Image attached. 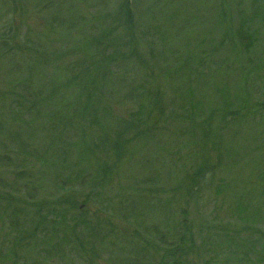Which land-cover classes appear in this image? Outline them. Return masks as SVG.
Here are the masks:
<instances>
[{
	"label": "rangeland",
	"instance_id": "obj_1",
	"mask_svg": "<svg viewBox=\"0 0 264 264\" xmlns=\"http://www.w3.org/2000/svg\"><path fill=\"white\" fill-rule=\"evenodd\" d=\"M4 1L0 31L16 26L18 39L34 44L38 54L44 36H51L46 58L52 66L37 73L52 79L68 103L65 68L79 57L87 33L94 34L90 21L116 12L120 0H56L43 13L42 0H13V6ZM131 5L136 53L121 49L113 57L106 76H113V84H98L104 92L97 121L85 120L96 115L87 111L71 120L78 128L66 129L47 122L43 112L30 127L32 116L24 110L0 112V264H126L135 256V262L171 264L182 235L193 243L181 258L185 264H264V249L239 262L231 259L242 258L239 240L222 239L229 226L232 236L240 234L242 224L234 217H252L246 222L259 225L264 245V0H131ZM241 32L248 50L238 40ZM8 54L0 48V88H14L18 100L33 95L41 101L42 84L21 88L23 78L14 71L20 65ZM130 71L146 77L139 86L119 81ZM134 88L140 100L131 107L142 108L144 123L127 130L113 119L126 117ZM15 100L6 98L10 106ZM121 131L124 138L144 134L119 157L111 146ZM51 135L63 149L46 150ZM75 159L87 168L84 186L73 182ZM31 196H36L32 212L26 203ZM238 207L246 213L238 214Z\"/></svg>",
	"mask_w": 264,
	"mask_h": 264
},
{
	"label": "trees",
	"instance_id": "obj_2",
	"mask_svg": "<svg viewBox=\"0 0 264 264\" xmlns=\"http://www.w3.org/2000/svg\"><path fill=\"white\" fill-rule=\"evenodd\" d=\"M42 1L43 3L46 2L45 6L42 5L41 9L39 10L42 13L45 9L52 8L54 3H56V0H49V2H47V0H42ZM74 1L75 3H78L84 0H74ZM14 3L15 2L13 0L4 1V4L8 6H13ZM37 7H40V5H37ZM20 8L22 9V7ZM116 9H117L116 12L106 11L104 17L98 15L97 17L93 18L90 21L91 30H94V34L89 36L87 33L86 38H84V41L81 43V46L77 50L79 53V57H76V60L71 62L65 68L63 75L65 74L67 76V79L64 82H66L65 84H67L69 88L68 92L66 93V96L67 99H71L68 103L61 98L64 97L65 94H63L61 90L56 89L55 82L52 79L50 80L45 79L46 70L48 68H51L52 66L51 59L47 60L46 58L47 51L52 49L51 36L49 37V39L47 35L44 36V40L41 43L42 44L41 52H39L38 54L36 53V51L38 50L34 49V44H30L28 42L26 43L21 42L20 39H18L19 29L16 26H12V24H10L8 30L2 29V31H0V48L2 47L6 48L7 53H9L8 55L13 60L16 61V64L18 63L20 65V68L14 71L15 72L19 71L18 77L23 78V81L22 82L18 81L17 84H20L21 88H23V86L34 84V82H37L38 84H42L43 87L42 92L44 94V97L41 101L37 103L35 102L33 95L28 96V98H24L23 96L20 95V98H22V100H18V97L13 94L14 88H8L7 85H4L2 88H0V112L5 113L6 108H8L9 113L12 114L13 107L15 110H17L14 114L20 111V109L24 110V112H26L27 114H31L32 116L31 118L33 119V122H31L30 127H33L35 125V122H37L34 120L39 119L37 115L43 112L47 113V117H48L47 122L51 123L52 125L58 124L60 127L66 129L78 128V126L74 123V121L71 120H74L76 117H79V115H81L82 117L83 115H85L87 111H93L92 113H96V115L92 114L93 120L89 118L85 119V117L84 119L87 121H97L98 120L97 111L99 106L98 100L103 98V92H104V91L102 92V88L98 84H100L101 81H103L105 84H113L112 82L114 80L113 76L108 77V79H106V76H108L109 70L111 69V64L115 62V59L113 57H115L121 49H127L131 56L136 53V49L131 47V40H130L131 37L130 27L132 29L134 27L133 24L135 22L133 20V14H132L133 7L131 5V0H120ZM122 24L127 26L123 27ZM106 26L108 27L106 28ZM125 37L127 38L126 39L127 41L123 42ZM238 40L241 44L245 45L246 50L249 49L250 45L246 46L247 43H244V40H248V37H246V35L243 36L242 32L239 33ZM30 52H32V54H36V56H38L39 59L37 57L30 59L32 57L31 55H29ZM73 52H71L72 56H73ZM61 54L58 55L53 54V55L60 56ZM59 62H61V60ZM15 68H17V66H15ZM39 68L45 70L44 76H41L40 74L37 73V69ZM135 74H136L135 72L130 71L125 75H122V77L118 79L119 81L126 80L134 87H137L139 86L138 82L142 81L141 79H144L146 77L144 76L135 77ZM4 84H9L10 86V84H14V83L6 82ZM51 84H53L52 89L50 86ZM84 84H87V87ZM134 91H136V88L132 89L131 97H133V99L129 102L130 107L127 110H125L126 117L113 119V121L116 124H118L121 127L124 126V129L127 130H136V129L139 130L140 129L139 124L141 125L142 123H144V121H142L143 117H141L140 115L142 108L140 107L138 110H134L133 107H131V105L133 104H136L137 106L140 100V98L137 97L139 93L134 95ZM8 97L12 99H16L12 106H10L6 102V98ZM104 109L105 110L103 113L105 114L109 113V111H107L105 107ZM138 115L140 116L138 117ZM136 132L137 133H133L132 138L130 137L124 138L125 135H127L124 131H121L119 133L118 140L115 142L113 146H111L116 148L119 157H122V155L125 154L127 147L132 145V142L137 137V134L138 135L144 134L143 132L140 131H136ZM57 138L58 136H52V135L49 137L50 142L46 147L47 151H49L51 148H56L58 149V151L60 150L59 148L63 149V147L60 144H58ZM82 157L84 158L86 156L82 155ZM86 169H87L86 166L82 162H80L79 159H75L73 162V180L75 181L73 182L76 183L77 180H80L79 182L80 186H84L85 184H84L83 176L84 173L86 172ZM98 172L101 176H103V174L106 173V169L100 168ZM196 175L197 172L193 176ZM104 178L105 180L108 179L106 177V174ZM23 189L24 192H27V188L23 187ZM35 197L36 196H34L33 198V196H31V198H28L30 202L29 201L26 202L27 210H31L30 212H32L33 208L35 207L34 205V203L36 202V200L34 202ZM237 211L238 214L244 215V213H246V210L240 207H238ZM12 214L18 216L15 210L12 212ZM35 217L38 218L37 225L41 224L42 218H41L40 209L38 214L35 213ZM256 217L258 216H254V218ZM234 219L236 221H240L242 224V226L240 227V229L242 230H239L240 234H238L237 236H232L234 234V229L232 228V226H229L230 228L228 230L229 235L224 234L225 237H223L222 239L223 240L226 239L227 242L230 241L231 244L233 242L232 237H235L239 240L240 245L243 247L242 258L238 259L233 256V258L231 259H235L239 262H242V260L249 259L251 257L250 254L252 253L258 254L262 251V249H264V245H262V235H261L262 231L256 229V227L259 225L256 224L255 222L250 224L253 229L249 227V223H247L246 221L248 222L252 221L253 220L252 217L250 219L241 218V220L234 217ZM78 227H79L78 225H75L76 231ZM182 230L185 234L189 233L188 226H183ZM35 233L37 234L36 231ZM35 233L27 232L26 234H28V237L36 239ZM241 233L246 234L245 235L246 238H242ZM190 238L186 239L184 235L180 237L181 244L179 243V246L181 245L182 247L181 249H179L178 246L174 249L171 256L172 257L171 264H185V262L181 261V258L183 257V255H186L187 252L190 251V248L193 245L192 241H189ZM78 241L80 242V240ZM215 247H216V243L213 241L210 242V249L214 251ZM53 249L56 250L55 247H53ZM200 252L201 251H199V253ZM214 253L215 251L212 254ZM197 255L198 257H200L199 254ZM135 258H137V256L133 258V262L132 261L126 262V264H148L145 263L143 260L142 261L144 263L135 262L134 261ZM211 259L212 258H209L208 261H210Z\"/></svg>",
	"mask_w": 264,
	"mask_h": 264
}]
</instances>
